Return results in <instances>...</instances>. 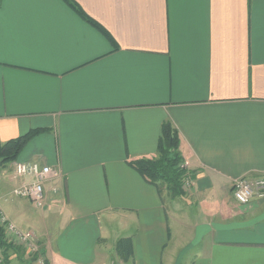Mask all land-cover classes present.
<instances>
[{
	"label": "crops",
	"instance_id": "obj_1",
	"mask_svg": "<svg viewBox=\"0 0 264 264\" xmlns=\"http://www.w3.org/2000/svg\"><path fill=\"white\" fill-rule=\"evenodd\" d=\"M72 1L114 42L66 0H0V141L41 129L1 165L4 214L44 264H264V199L233 194L264 177V0ZM166 121L193 180L175 197L131 164ZM30 161L61 173L43 209L12 192Z\"/></svg>",
	"mask_w": 264,
	"mask_h": 264
},
{
	"label": "trees",
	"instance_id": "obj_2",
	"mask_svg": "<svg viewBox=\"0 0 264 264\" xmlns=\"http://www.w3.org/2000/svg\"><path fill=\"white\" fill-rule=\"evenodd\" d=\"M82 17L99 28L108 38L114 42L111 34L96 21L92 20L84 10L72 0H66ZM41 129H32L24 135L11 139L5 143L0 141V157H4L6 162L14 161L18 158L21 151L35 135L40 133ZM183 156L180 151V137L178 130L170 121L163 125L162 136L158 145V155L154 158H140L131 162L140 174L146 180L153 184L163 182L167 184L171 196H179L184 193L182 179L185 169L181 167ZM0 248L4 254V260L9 261L10 251L15 250L19 253L20 258L25 254V248L22 245H14L9 242L5 236L4 227L0 225ZM115 250L121 260L129 262L133 258L134 248L131 237H120L115 244ZM40 248L39 253L33 254L38 259L39 254H43ZM47 264V262L45 263Z\"/></svg>",
	"mask_w": 264,
	"mask_h": 264
},
{
	"label": "built area",
	"instance_id": "obj_3",
	"mask_svg": "<svg viewBox=\"0 0 264 264\" xmlns=\"http://www.w3.org/2000/svg\"><path fill=\"white\" fill-rule=\"evenodd\" d=\"M187 165L186 162L181 164V167L185 169L182 183L185 191H191L193 180ZM16 177L19 178V182L13 188V195L28 199L37 209L45 208L50 195L58 194L61 190V173L39 161L18 162ZM233 194L241 204H248L254 199H264V177L235 179ZM0 225L4 227L5 236L9 242L24 246L28 254L40 251L39 239L34 232L25 230L10 220L4 214L1 205ZM3 262L4 254L0 248V264Z\"/></svg>",
	"mask_w": 264,
	"mask_h": 264
},
{
	"label": "rangeland",
	"instance_id": "obj_4",
	"mask_svg": "<svg viewBox=\"0 0 264 264\" xmlns=\"http://www.w3.org/2000/svg\"><path fill=\"white\" fill-rule=\"evenodd\" d=\"M244 178H257V177H260V176H257V177H247V176H242ZM25 254H27V252L25 251ZM36 254V253H35ZM24 255V254H23ZM10 260V258H9ZM5 261V260H4ZM11 264H44V259L42 257V254H39V257L38 259H36L34 257L33 254H29L27 256V258L25 260L23 259H20V258H14L10 261Z\"/></svg>",
	"mask_w": 264,
	"mask_h": 264
},
{
	"label": "water",
	"instance_id": "obj_5",
	"mask_svg": "<svg viewBox=\"0 0 264 264\" xmlns=\"http://www.w3.org/2000/svg\"><path fill=\"white\" fill-rule=\"evenodd\" d=\"M5 158L4 157H0V169H1V165L4 162Z\"/></svg>",
	"mask_w": 264,
	"mask_h": 264
}]
</instances>
